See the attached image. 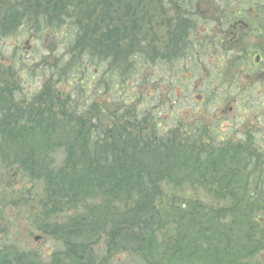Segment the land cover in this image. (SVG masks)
I'll return each instance as SVG.
<instances>
[{"label":"trees","instance_id":"1","mask_svg":"<svg viewBox=\"0 0 264 264\" xmlns=\"http://www.w3.org/2000/svg\"><path fill=\"white\" fill-rule=\"evenodd\" d=\"M153 1L23 0L21 6L48 29L69 26L68 74L85 71L87 61L94 65L111 56L119 65L142 52L138 46L146 41L154 16L144 7ZM165 1L175 4L176 22L167 31L168 50L160 56L183 57L194 19L186 20L178 8L183 0ZM155 2L162 7V0ZM3 17L5 31L12 32L15 11ZM118 73L123 76L124 69L118 67ZM3 92L0 160L43 179L47 215L70 213L65 221L52 222L50 229L65 247L48 264H97L84 252L102 236L108 251L113 247L141 256L137 264H250L264 251L263 146L251 139L216 144L207 130L188 126L173 127L159 138L154 123L138 118L133 107L115 115L112 125L98 127L97 105L84 111L69 106L59 101L52 84L27 104ZM202 133L210 136L208 142L198 138ZM61 149L64 155L55 168L50 155ZM196 188L207 193L208 202L177 193ZM0 264L44 263L3 255Z\"/></svg>","mask_w":264,"mask_h":264},{"label":"rangeland","instance_id":"2","mask_svg":"<svg viewBox=\"0 0 264 264\" xmlns=\"http://www.w3.org/2000/svg\"><path fill=\"white\" fill-rule=\"evenodd\" d=\"M155 1L144 7L145 13L154 16L147 26L150 35L138 46L140 54L121 59L119 65L111 56L94 65L87 61L85 71L74 69L66 74L71 58L69 26L48 29L38 15L34 19L25 12L23 0H0V93L3 89L5 98L9 95L27 104L47 93L52 84L59 101L69 106L84 111L97 105L100 112L94 124L98 127L112 125L115 115L133 107L138 118L154 123L159 138L173 127H196L211 133L216 144L251 139L257 147L263 146L259 151L264 154V21L261 27L256 21L231 29L239 19L241 23L257 19L255 8L259 11L260 6L262 17L264 0H183L178 8L188 16L186 20L194 19L186 37L189 48L183 57L172 59L160 55L168 50L167 31L176 22V7L165 0L161 7ZM11 11L18 17L17 25L7 32L3 16ZM248 50L261 55L257 66ZM118 67L124 69L123 76ZM198 138L210 140L203 133ZM63 155L62 149L50 155L55 168ZM190 192L177 190L180 196L209 201L202 188ZM45 194L43 179L1 157L0 256L12 260L25 255L48 264L64 249L62 239L50 227L54 220L65 221L70 213L47 215ZM104 243V236L93 238L84 253L97 264L143 261L130 250L111 247L108 251ZM251 263L264 264V251L254 255Z\"/></svg>","mask_w":264,"mask_h":264},{"label":"flooded vegetation","instance_id":"3","mask_svg":"<svg viewBox=\"0 0 264 264\" xmlns=\"http://www.w3.org/2000/svg\"><path fill=\"white\" fill-rule=\"evenodd\" d=\"M261 11H262L261 6L259 7V11L255 8V13L258 14V16H256L257 19H255V18H253V17H250V19L247 20L246 23H241V21H239L240 19H239V17H238L237 19H239V20L235 19V20H237V21H236V24L234 23V24L232 25L231 29H234L235 27H237L238 24H243V26L248 27L251 23L256 22V21H257V22H258V21L260 22L259 24H260V27H261V24H262V21H261V19H262V17H261ZM239 14H240V12H239ZM252 18H253V21H252ZM233 21H234V20H233ZM253 29H254V30H257L256 27H254ZM253 49L255 50L256 48L254 47ZM247 55H248V57H251L252 55H254V58H252V60H253V65H254V66H257L258 63H259V61H261V55L258 54V53H256V52L254 53V52L248 50Z\"/></svg>","mask_w":264,"mask_h":264}]
</instances>
